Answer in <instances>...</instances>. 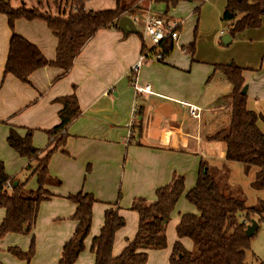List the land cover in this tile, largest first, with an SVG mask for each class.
Here are the masks:
<instances>
[{
	"label": "crops",
	"instance_id": "crops-1",
	"mask_svg": "<svg viewBox=\"0 0 264 264\" xmlns=\"http://www.w3.org/2000/svg\"><path fill=\"white\" fill-rule=\"evenodd\" d=\"M9 1L13 7L27 3L25 0ZM103 1L85 0V8L93 12L108 10ZM181 1L170 8L172 12H176ZM123 2L131 4L134 13L129 17L135 29L141 27L142 36L148 17L181 20L168 17L166 5L155 0ZM225 4L226 0L223 9ZM162 7L164 11H161ZM223 9L220 11V22L223 23L221 31L225 35L227 23L221 21ZM64 12L60 10L52 16L57 17ZM191 15L190 12L187 17ZM14 33L36 46L47 60H54L57 40L44 22L18 20L14 25ZM223 35L216 31L212 42L221 43ZM10 36L7 18L0 14V162L7 176L13 179V184L23 182L26 178V174L21 176V172L28 160L19 157L8 147L6 138L9 129L14 127L21 135L27 129L33 130L32 143L43 151L39 155L42 158L51 149L48 147L46 131L59 124L57 114L61 105L53 101L70 95L75 86L81 113L66 130L68 139L65 146L53 154L48 165L50 176L60 181V185L48 184L44 187L51 198L39 205L35 224L28 236L9 233L0 239V264H57L62 247L73 235L76 225L71 220L76 206L66 198L79 192L91 194L96 202L85 250L74 264H94V255L90 251L92 239L99 234L105 210L115 203L125 222L115 233L112 255L117 256L137 231L138 216L130 210L134 198L144 197L153 201L156 189L168 184L173 174L184 176L186 193L195 185L201 160L209 159L208 164L213 165L221 161L222 169L216 167L213 168L215 173L211 172L216 179V175L227 167L224 143L219 145L216 143L218 141L208 139L219 129L226 128L230 120L231 93L230 88L226 89L221 83V73H214L212 89L208 83L214 66L221 65V62L198 59L195 53L187 55L183 52L186 47L179 42L180 35L173 42V51L162 61L155 59L156 52L152 51L149 42L151 48L147 46V52L150 55L138 69L136 85L149 86L150 90L141 94L130 83V71L142 54L141 40L136 32L124 34L114 28L100 30L84 45L66 75L62 76L58 68L43 67L30 75L29 83L3 74ZM236 40L246 44L264 42V18L259 29L237 34L229 44ZM205 64L213 67H204ZM234 64L242 69L244 80L248 75H255L257 83L264 81V71L260 68L246 61H235ZM246 87V107L261 116L257 126L264 134V113L255 109V103L250 100L258 90L252 88L251 92L250 84ZM135 104L138 105L136 123L139 125L138 131L134 132L137 141L127 146L123 140L129 133ZM189 105L201 109L199 119L190 117ZM25 188H37L35 177L28 181ZM118 194H121L119 201ZM178 205L177 202L174 210ZM181 212L173 220V212L170 215L165 231L167 248L147 251L145 264H169L171 249L177 240L175 228L180 216L197 213L195 208L193 210L186 206ZM4 215V210L0 209V223ZM170 223L173 224V236L172 232L168 233ZM32 237L35 240V252L29 262L7 252L8 248L15 247L26 253ZM180 242L186 250L192 249L188 239ZM251 255L255 264H264V257L260 254L253 252Z\"/></svg>",
	"mask_w": 264,
	"mask_h": 264
},
{
	"label": "trees",
	"instance_id": "trees-1",
	"mask_svg": "<svg viewBox=\"0 0 264 264\" xmlns=\"http://www.w3.org/2000/svg\"><path fill=\"white\" fill-rule=\"evenodd\" d=\"M167 7H174L179 0H155ZM67 13L57 17L42 13L39 8H29L24 4L13 7L9 0H0V14L7 18L11 31L3 74L12 75L23 83H29L32 73L43 67H55L66 75L73 67L75 59L84 45L100 30L117 29V22L125 13H131V4L115 0L111 10L89 11L85 0H70ZM71 7H73L71 9ZM264 18V0H226L221 21L227 23V34L233 39L237 34L248 30L259 29ZM18 20H39L46 24L57 40L55 58L47 60L36 46L14 33ZM141 52H147L142 34ZM147 39V38H146ZM148 40V39H147ZM173 50V42L166 38L158 48L152 49L165 59ZM183 52L193 55V44ZM162 61V60H161ZM231 86L230 120L226 128L218 130L208 139L223 142L225 161L242 164L247 172L255 167L251 187L264 190V134L257 126L261 116L249 111L246 107V95L240 93L244 86L242 69L229 62L216 66ZM131 83V82H130ZM76 87L72 93L54 100L61 105L58 111L59 124L46 131L50 150L42 158V150L33 146V130L27 129L21 135L16 128H10L6 138L8 147L19 157L27 159L24 168L27 176L16 186L13 179L7 176L5 167L0 162V209L5 212L0 223V239L6 234H29L35 224L39 205L51 198L44 188L48 184L60 185L48 171L51 157L65 146L68 126L79 117L81 111ZM35 177L37 188L27 190L28 181ZM185 200L197 211L180 216L175 228L177 240L173 243L169 264H245L246 252L250 250L252 237L245 235L247 226L255 220L257 225L264 222V200H258L255 206H247L241 198L227 196L209 169V164L201 160L195 185L185 193L184 177L173 174L170 182L155 191V199L134 198L130 210L138 216L137 231L134 238L128 241L123 251L112 255L115 233L125 222L118 213L117 204L107 208L103 215V224L99 234L92 239L90 251L94 255V264H145L147 251H161L167 248L166 226L170 215L179 199ZM75 204L71 217L76 225L71 238L64 243L57 264H74L85 250V240L92 224V210L95 199L91 194L79 192L68 196ZM182 239L192 243V249L186 250ZM7 252L15 258L29 262L35 252V240L31 238L29 249L23 253L18 248H8Z\"/></svg>",
	"mask_w": 264,
	"mask_h": 264
},
{
	"label": "rangeland",
	"instance_id": "rangeland-1",
	"mask_svg": "<svg viewBox=\"0 0 264 264\" xmlns=\"http://www.w3.org/2000/svg\"><path fill=\"white\" fill-rule=\"evenodd\" d=\"M64 1L65 0H25V2L28 3L26 4L29 8H39L42 13L49 15H54L57 13V11L59 12L60 10H64L65 13H67L68 8H70L71 6L69 4L70 0H67L65 4ZM103 3L107 5L106 7L108 8V10L115 8L114 1L104 0ZM23 4L26 6L25 3ZM223 4L224 0H182L180 6L176 8V12H172V9H170L171 7H169L167 10L169 11L168 17L181 19L178 20L179 22H181V25L182 20H184V24L182 25V27L180 26L178 30V35H180V38L178 36L179 42H182V45H184V47L186 48H189L193 44V54L195 53L198 59L206 60L208 62H221V65H224V63L222 62L228 63L233 61L235 63V61H246L247 63H249V65L257 67V69L260 68L261 71H264V66L261 68L262 61H264V42H252V44H246L244 42H238V40H236L227 46H223L220 42L219 44L218 42H212L213 34L216 31H219L220 34V31L222 30L223 23L220 22V11H222L223 9ZM17 6L20 5L18 4ZM72 8L73 7H71V9ZM161 11H164L163 7L161 8ZM190 12L192 13V15L190 17H187ZM133 13L134 10L132 9L131 13H125L123 16L129 17V15H132ZM135 19L137 20V18ZM141 32V27L138 26L136 29V33L139 35ZM143 37L145 38L144 33ZM144 42L145 45L151 48L149 40H146L145 38ZM233 58L235 59V61ZM203 66L210 69L213 67V65L211 64H205ZM215 67L216 66H214L215 72L211 71L210 73V80L208 81V83H210L209 88L212 89L213 87L214 82L212 80L214 79V73L219 71L223 80L221 81V83L223 82L224 87L226 89L230 88L231 91V86L228 84L225 77H223V73L220 70L215 69ZM204 82L206 85V80ZM248 84L251 85V92L252 88L258 90L255 92V97L250 98V100L255 103L253 107L257 110H262V112L264 113V81L262 80L261 82L257 83L255 75H248L244 80V86H247ZM247 98L248 95L246 96V99ZM134 109L135 111L131 115V124L128 128L129 133L125 135L123 140L127 146L137 141V136L134 135V132L136 133V131H138L139 125L138 123H136V112L138 111L137 104H135ZM216 143L221 145V142L219 141ZM207 162H209V159L207 160ZM226 164L227 167L223 168L218 176L215 174L219 181L217 179L216 180L220 184L225 195L235 198H241L245 201L247 206H255L258 200H264V190H255L251 187V182L254 180L255 172L257 170L255 167L250 168L247 172L246 168L242 164L234 162H227ZM209 166H211V168L209 169L213 174L215 173L213 168L217 167L219 169H222L221 161L219 160L214 165L209 163ZM23 174H26L24 172V169L21 172V176ZM120 198L121 194H118L117 201H119ZM66 200L68 199L66 198ZM178 204L180 205H178L173 211L172 220L176 219L179 216V212L182 213L181 211L184 209V206H186L187 208H192L194 210L193 206L185 200L184 196L179 199ZM254 218L258 220V217ZM258 226L259 229L257 233L251 239L250 246L252 247L251 250L247 252L245 264L256 263L254 257L251 255L253 252H255V254H260L261 257H264V222L260 223ZM171 232L173 236L174 231L172 223H170L168 226V233ZM29 234L22 235L28 236Z\"/></svg>",
	"mask_w": 264,
	"mask_h": 264
},
{
	"label": "built area",
	"instance_id": "built-area-1",
	"mask_svg": "<svg viewBox=\"0 0 264 264\" xmlns=\"http://www.w3.org/2000/svg\"><path fill=\"white\" fill-rule=\"evenodd\" d=\"M181 26L179 21L166 20L162 17H148L144 25V36L150 41L153 49L158 48L160 43L166 38L170 39L172 42H175L178 39V30ZM223 32H220L222 35ZM150 55L149 52L142 53L135 65L130 71V82L133 84L134 89L137 93H146L149 92V86L138 87L136 85L137 72L140 66L144 63L145 59ZM155 59L157 61L163 60L162 55L155 54ZM188 113L191 118L199 119L201 109L195 105L187 106Z\"/></svg>",
	"mask_w": 264,
	"mask_h": 264
},
{
	"label": "water",
	"instance_id": "water-1",
	"mask_svg": "<svg viewBox=\"0 0 264 264\" xmlns=\"http://www.w3.org/2000/svg\"><path fill=\"white\" fill-rule=\"evenodd\" d=\"M117 29L120 30L121 32H123L124 34H126L128 32H136L134 22L128 16H121L120 17V19L117 22ZM231 39L232 38L228 34H225L221 38V43L223 45L227 46L231 42ZM246 92H247V87L243 86L240 93L242 95H246ZM16 185H17V183H14V186H16ZM257 228H258L257 222L255 220H253L247 226V228L245 230V235L249 238L252 237L255 234V232L257 231Z\"/></svg>",
	"mask_w": 264,
	"mask_h": 264
}]
</instances>
